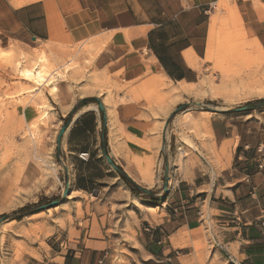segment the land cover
Wrapping results in <instances>:
<instances>
[{
    "label": "crops",
    "instance_id": "1",
    "mask_svg": "<svg viewBox=\"0 0 264 264\" xmlns=\"http://www.w3.org/2000/svg\"><path fill=\"white\" fill-rule=\"evenodd\" d=\"M218 3L0 0L2 49L46 53L55 64L70 55V48L85 50L75 59L78 70L56 85V98L48 97L70 123L59 148L62 153L80 164L89 162L80 159L87 153L93 164L104 156L105 134L106 151L115 165L140 189L154 192L142 198L119 176L117 197L103 196L114 183L100 181L105 186L92 193H100L97 200L104 208L90 217L87 230L77 231L70 264L105 263L115 247L112 232L117 231L111 220L135 238V250L147 262L264 264L263 159L250 152L264 145L254 140L256 133H264V120L257 121L258 127L250 119L207 118L204 128L212 153L202 158L211 170L204 171L198 156L195 167L177 161V156L173 162L166 157L170 146L163 130L174 108L172 99L178 103L180 93L185 95L204 77L216 21L212 7ZM234 10L261 53L257 43L264 50V0H237ZM84 100L94 102L75 111ZM240 135H245V148L238 154ZM196 147L204 151L197 142ZM103 163L110 166L106 158ZM162 167L164 177L159 176ZM167 174L169 193L163 196L164 191H157L164 190ZM204 174L211 178L203 179ZM77 183L74 178V192L87 193ZM58 259L55 264H65V256Z\"/></svg>",
    "mask_w": 264,
    "mask_h": 264
},
{
    "label": "rangeland",
    "instance_id": "2",
    "mask_svg": "<svg viewBox=\"0 0 264 264\" xmlns=\"http://www.w3.org/2000/svg\"><path fill=\"white\" fill-rule=\"evenodd\" d=\"M236 1L219 0L214 10L218 58L206 59V71L198 86L187 89L185 95L180 93L178 103L172 99L174 108L165 121L169 120V125L163 130L170 146L168 161L173 162L177 156V161L195 167L196 156L211 155L212 148L207 141L209 131L204 128L209 117L250 119L258 127L257 121L264 120V105L250 111L252 115L246 112L223 116L208 110L264 104V54L256 51L242 29L240 17L234 10ZM81 50L82 46L70 48V55L55 64L46 53L27 55L18 47L2 49L0 46V264H55L58 258L67 257L77 231L87 230L91 225L90 217L104 208L97 200L100 193L93 194V189L104 187L100 181H107L114 184L103 191V196H116L121 190L115 183L119 175L103 163L104 156L95 158L93 164H90L92 157L88 163L80 164L67 158L57 147L59 132L67 119L48 97L56 98V85L78 70L79 63L75 59L85 52ZM24 69L41 72L43 81L27 77ZM184 105H188L186 109L175 113ZM254 136L256 143H264L262 131ZM196 142L204 151L196 147ZM257 148L250 152L259 157ZM202 161L204 171L211 170L206 159ZM159 171V176L164 177V167ZM202 177L211 178L206 174ZM74 178L77 186L86 188L87 193L74 192ZM68 183L72 193L62 203L36 211L61 201ZM140 196L149 198L146 194ZM118 198L121 201L122 193ZM109 224L117 232H112L115 247L109 251L104 264H158L156 258L149 262L142 259L135 250V238L128 235L122 224L117 225L113 220ZM156 247L159 252L161 247Z\"/></svg>",
    "mask_w": 264,
    "mask_h": 264
},
{
    "label": "water",
    "instance_id": "3",
    "mask_svg": "<svg viewBox=\"0 0 264 264\" xmlns=\"http://www.w3.org/2000/svg\"><path fill=\"white\" fill-rule=\"evenodd\" d=\"M198 107L200 108H207L205 107L204 105L202 104H196ZM264 104H258L256 107L254 106H246V107H242V108H239V109H234V110H217V109H208L209 111H211L212 113H215V114H220V115H229V114H236V113H246V112H250V111H253L254 109H260L263 107ZM188 105H184L180 108H178L176 110L175 113L177 112H180L184 109L187 108ZM99 108L100 110L104 111V108L102 106V104H99ZM174 113V114H175ZM173 114V115H174ZM172 115V116H173ZM171 118V117H170ZM69 122L66 123L62 128H61V131L58 135V138H57V147L60 148L61 147V143H62V138L66 132V130L68 129V126H69ZM169 125V120L166 122V125L165 127L167 128ZM103 143H105V140L103 138ZM103 154L108 162V164L112 167V169L114 171H116L118 174L120 175H123V176H126L129 180H131L123 171H121L116 165L115 163L113 162L112 158L108 156L107 154V151H106V147L104 146L103 148ZM67 172H68V169L66 168ZM132 181V180H131ZM168 183H169V177L168 175L166 176V181H165V188H164V191L166 194L169 193V190H168ZM69 183L67 184V189L64 191V194H63V197H62V200L61 201H54L46 206H42L40 208H38L36 211H42V210H45V209H50V208H53V207H56L58 206L60 203H62L66 198L67 196L70 194V190H69ZM142 190V189H141ZM146 195H149V196H153L152 192L148 191V190H142Z\"/></svg>",
    "mask_w": 264,
    "mask_h": 264
},
{
    "label": "bare ground",
    "instance_id": "4",
    "mask_svg": "<svg viewBox=\"0 0 264 264\" xmlns=\"http://www.w3.org/2000/svg\"><path fill=\"white\" fill-rule=\"evenodd\" d=\"M264 13V12H263ZM263 15V14H261ZM218 34L216 32V28H215V24H213L212 26V30H211V34H210V37H209V51H208V54H207V59L208 60H215L217 57V55L215 54V47L217 46V43H218ZM258 44V47H259V50L261 51L262 54H264V50L263 48L260 46L259 43ZM23 73L27 76V77H34V79H36L38 82H42L44 77H43V74L39 71H32L30 69H24L23 70ZM71 194V192H70Z\"/></svg>",
    "mask_w": 264,
    "mask_h": 264
},
{
    "label": "trees",
    "instance_id": "5",
    "mask_svg": "<svg viewBox=\"0 0 264 264\" xmlns=\"http://www.w3.org/2000/svg\"><path fill=\"white\" fill-rule=\"evenodd\" d=\"M92 102H94V100H84V101H82L76 108H75V111L79 108V107H82V106H85V105H87L88 103H92ZM247 114H252V112H248ZM103 114H102V120H104L103 119ZM240 137H241V143H240V145H239V149H238V154H239V152L240 151H242L243 150V148H245V146H243L244 144H243V142H244V139H245V135H240ZM103 138H104V140H105V134H103ZM251 137H249V139H250ZM104 144V146H105V143H103ZM243 144V145H242ZM249 145H251L250 143H249ZM120 169V168H119ZM121 170V169H120ZM122 171V170H121ZM119 176L121 177V179L124 181V182H126L127 184H128V186L132 189V191L135 193V194H138V195H142V194H144V192L138 187V186H136L131 180H129L126 176H123V175H120L119 174ZM156 202V201H155ZM65 264H70V259H69V255L66 257V262H65Z\"/></svg>",
    "mask_w": 264,
    "mask_h": 264
},
{
    "label": "built area",
    "instance_id": "6",
    "mask_svg": "<svg viewBox=\"0 0 264 264\" xmlns=\"http://www.w3.org/2000/svg\"><path fill=\"white\" fill-rule=\"evenodd\" d=\"M212 8L216 9L215 6H213ZM257 152H258V154H260V156L263 159V161L260 162V165H259V169L262 171V170H264V145H260L257 148ZM80 159L84 162H87L90 159V156L87 153H83L80 155ZM262 227L264 229V219L262 220ZM159 244L162 245L161 243H159Z\"/></svg>",
    "mask_w": 264,
    "mask_h": 264
}]
</instances>
